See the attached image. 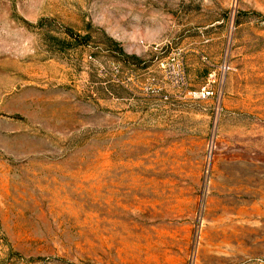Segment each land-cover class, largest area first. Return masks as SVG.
<instances>
[{
	"label": "rangeland",
	"instance_id": "rangeland-1",
	"mask_svg": "<svg viewBox=\"0 0 264 264\" xmlns=\"http://www.w3.org/2000/svg\"><path fill=\"white\" fill-rule=\"evenodd\" d=\"M0 264H264V0H0Z\"/></svg>",
	"mask_w": 264,
	"mask_h": 264
},
{
	"label": "built area",
	"instance_id": "built-area-1",
	"mask_svg": "<svg viewBox=\"0 0 264 264\" xmlns=\"http://www.w3.org/2000/svg\"><path fill=\"white\" fill-rule=\"evenodd\" d=\"M178 82L180 83V85H183L184 84V78H183V75L181 74L179 77H178ZM212 94V91L209 90V89H206V88H203L199 91L198 93V98L199 99H206L208 98L210 95Z\"/></svg>",
	"mask_w": 264,
	"mask_h": 264
}]
</instances>
